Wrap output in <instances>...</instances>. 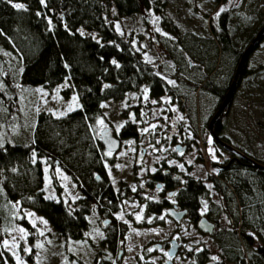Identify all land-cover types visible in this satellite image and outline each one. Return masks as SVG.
Instances as JSON below:
<instances>
[{
    "label": "rangeland",
    "instance_id": "1",
    "mask_svg": "<svg viewBox=\"0 0 264 264\" xmlns=\"http://www.w3.org/2000/svg\"><path fill=\"white\" fill-rule=\"evenodd\" d=\"M223 12H227L228 29L237 50L245 47L264 25V0H152L149 8L142 6L120 18L116 17V9L110 8L108 22L131 41L135 51L176 91L154 99L144 86L101 103L102 115L95 124L98 137L105 127L119 135L127 122L136 123L140 132L138 138H121L119 150L106 151L105 178L119 193L118 209L92 201L89 214L92 225L85 239L65 241L45 216L29 207L14 206L12 215L20 213L32 226L30 229L16 222L3 235L2 247L12 254L16 264H32L26 256L33 257L37 264H94L98 250H102L101 257L107 264H139L140 260L165 264L169 259L173 264H192L194 260L188 252L205 248L209 252L207 261L220 254L222 247L218 240L222 233L229 235L223 242L229 251L227 258L239 254L248 264L251 258L264 264V234L261 237L248 229L239 239L232 238L234 226L230 214L236 215L243 209L239 195L230 186L224 202L208 179L210 174L220 171L214 164H224L230 157L226 151L229 148L215 145L209 129L219 99L203 87L208 79L225 85L237 66L235 55L222 50L212 32ZM248 66L251 73L237 87L229 112L223 118V134L227 144L237 150L233 151L234 156L247 154L264 161V40L250 54ZM70 85L66 81L51 90L41 85L21 86L14 121L9 125L0 123V145L10 135L26 138L25 134H31L37 112L58 116L80 106L76 91L71 90L69 95L62 92ZM210 137L219 162L213 161L207 151ZM177 144L186 145V149L177 152ZM171 166L175 167L180 182L191 176L202 180L208 188L209 199L204 200L199 212L218 216V233L199 230L188 217L176 221L164 211L158 215L145 214L149 199L160 200L155 184H150V174ZM45 168L48 196L54 191L50 186L51 174L57 177L62 193L70 201L82 195V183L63 166L54 162ZM108 217L121 223L120 236L115 238L112 248L105 244V236L111 230L101 224ZM172 240L179 243V252L174 257L168 255ZM156 244L162 246L156 248Z\"/></svg>",
    "mask_w": 264,
    "mask_h": 264
},
{
    "label": "trees",
    "instance_id": "2",
    "mask_svg": "<svg viewBox=\"0 0 264 264\" xmlns=\"http://www.w3.org/2000/svg\"><path fill=\"white\" fill-rule=\"evenodd\" d=\"M151 3L152 0H0V123L9 125L14 121L21 86L41 85L51 90L69 81L71 85L62 92L69 95L73 90L80 96V106L63 115L37 112L31 134H25L26 138L10 135L0 145V264H16L12 254L2 247L6 230L16 222L30 229L32 227L26 219L18 220L20 213L16 217L12 215L11 210L16 205L32 208L45 216L56 234L65 241L85 239L92 225L89 219L92 201L108 205L113 210L118 209L121 198L107 184L104 166L106 149L95 128L97 119L102 115L101 103L108 98H121L127 91H138L144 86L154 99L165 93L173 94L176 89L135 51L131 41L115 30L114 25L108 22L107 14L114 7L116 17L120 18L139 11L142 6L149 8ZM227 20V12L221 13L218 26H213L212 32L221 49L235 55L237 65L249 43L237 50ZM263 40L264 36L252 52ZM250 73L247 59L241 68L236 89ZM233 76L234 73L225 85L216 84L210 79L203 83L204 88L218 97L217 109ZM231 102L217 118L211 131L218 139L214 140L217 146L221 145V141L227 142L223 134V118L228 114ZM139 134L138 125L127 122L118 136L138 138ZM186 144L189 148V141ZM226 151L230 157L224 164L215 163L220 171L210 174L208 179L224 202L230 186L240 197L243 209L236 215L230 214L235 239H239L241 233H246L248 229L262 237L264 168L255 167L245 156H234L232 150ZM256 161L264 165V161ZM54 162L71 172L78 183H82L79 198L70 201L62 193L54 174L50 175V186L55 192L52 190L51 196L47 195L45 166ZM167 168L175 171L174 166ZM164 171L165 168H161L150 174V184L156 186L158 180L164 179L167 187H179L176 201L187 209V217L197 223L202 215L199 209L204 200L209 199L208 188L200 179L187 176L180 182L172 178L173 175L165 177ZM127 191L129 194L130 189ZM167 204V201L151 200L145 204V214L158 215ZM204 215L219 224L217 215ZM115 236L116 232L112 231L105 238L108 247L116 244ZM101 253L102 250L97 251L94 264H107ZM187 254L194 260L192 264H205L209 257L205 248ZM26 257L30 263L37 264L33 257ZM241 262L248 264L243 259ZM249 262L261 264L252 258ZM139 264L154 263L140 260Z\"/></svg>",
    "mask_w": 264,
    "mask_h": 264
},
{
    "label": "water",
    "instance_id": "3",
    "mask_svg": "<svg viewBox=\"0 0 264 264\" xmlns=\"http://www.w3.org/2000/svg\"><path fill=\"white\" fill-rule=\"evenodd\" d=\"M263 36H264V25L258 30L256 35L252 38V40L249 42L247 47L243 50L241 57L238 61V64L236 66L234 76L230 82V85H229L226 93H225L224 99L209 122L210 131L213 130V125L216 122L217 118L225 111L226 107L230 104L232 97L234 95V91H235L236 86H237V80L239 78L241 68H242L243 64L246 62V60L248 59V56L252 52L255 45H257L260 42V40L263 38ZM100 139H101V142H102L104 148L107 151H110V152L117 151V150H119V148L121 146V138L118 135H115L109 127H105L101 130ZM220 144L225 146L226 148H229V150L237 151L234 147L230 146L229 144H227L224 141H221ZM184 149H186V145H179V144L176 145V151L177 152L183 151ZM241 156H245L246 159L250 160L251 163L255 167L264 168V165L260 164L255 159H251L250 157H248L244 154H242ZM166 213L168 216L173 217L176 221H180L187 214V209H185V208L177 209L176 207H168L166 210ZM21 218H22V215L18 214V220H20ZM107 222L108 221L102 220L103 225H106ZM197 227L201 231L209 234V233L213 232L214 227H215V223L213 221H211L205 215H201L199 217V219L197 220ZM161 246H162L161 244L155 245L156 248H160ZM178 252H179V243L176 240H172L171 245L168 249V255L170 257H174L175 255H177ZM121 257H122V250L119 249L118 259L120 260ZM165 264H173V260L169 259ZM205 264H211V263L207 262Z\"/></svg>",
    "mask_w": 264,
    "mask_h": 264
},
{
    "label": "flooded vegetation",
    "instance_id": "4",
    "mask_svg": "<svg viewBox=\"0 0 264 264\" xmlns=\"http://www.w3.org/2000/svg\"><path fill=\"white\" fill-rule=\"evenodd\" d=\"M213 138H214V140H217L218 141V139H216L214 136H213ZM172 175H173L172 178H174L176 180H179V176H178V173L177 172H172L171 169L165 168L164 176L165 177H169V176H172ZM97 179H99V178H97ZM157 182L158 183L156 185V189L158 190V195H160V200H157V201L152 200V201H155V202H166L167 201L168 204L163 208L164 213H166V210H167L168 207H176L177 209H182L183 207L180 206L179 203H177L176 198H175L176 197V194H177V192L179 190V187H167V183L165 182L164 179L158 180ZM149 201H151V199H149ZM187 214H188V211H187ZM187 214L185 215L184 218L187 217ZM209 219L215 223V227H214L213 232L212 233H209V234L218 233L219 224H217V222L214 221L213 219H211V218H209ZM102 220L108 221L107 224L106 225H103L102 224ZM102 220H101V224L106 228V230H111V231L116 232L115 238L117 236L118 237L120 236V226L119 225L121 223L120 224L119 223H116V221L114 220V218L112 219V218H109V217L108 218H103ZM182 220H180V221H182ZM196 225H197V223H196ZM111 231H110V233H111ZM105 238H108V235L107 234H106ZM226 238H229V235H225V234L222 233L221 236H220V238H219V240H218V242H219L218 245L220 247H222V249H221L222 251L220 252V254H216L217 256L214 257L213 260H209L207 262H210L211 264H227V262L230 261V262H233L234 264H243V262H241L242 257L239 254H237L236 256H234L236 258L239 257V259H230L229 257L227 258V255L229 254V251H228L227 247L225 246V244L223 243L224 241H226ZM232 238H235V237L232 236ZM225 249H227V251H225Z\"/></svg>",
    "mask_w": 264,
    "mask_h": 264
},
{
    "label": "built area",
    "instance_id": "5",
    "mask_svg": "<svg viewBox=\"0 0 264 264\" xmlns=\"http://www.w3.org/2000/svg\"><path fill=\"white\" fill-rule=\"evenodd\" d=\"M207 151L211 157V159L215 162H219L220 159L216 156V153H215V150H214V146H213V140H212V137H210V140L208 141V144H207Z\"/></svg>",
    "mask_w": 264,
    "mask_h": 264
}]
</instances>
